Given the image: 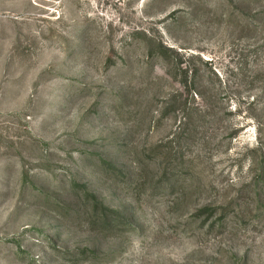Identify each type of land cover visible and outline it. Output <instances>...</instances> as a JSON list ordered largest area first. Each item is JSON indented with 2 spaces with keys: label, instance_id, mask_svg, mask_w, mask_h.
<instances>
[{
  "label": "rangeland",
  "instance_id": "1",
  "mask_svg": "<svg viewBox=\"0 0 264 264\" xmlns=\"http://www.w3.org/2000/svg\"><path fill=\"white\" fill-rule=\"evenodd\" d=\"M0 264H264V0H0Z\"/></svg>",
  "mask_w": 264,
  "mask_h": 264
}]
</instances>
